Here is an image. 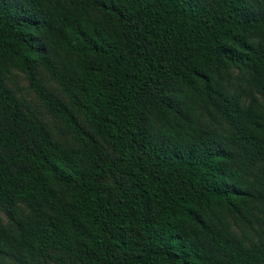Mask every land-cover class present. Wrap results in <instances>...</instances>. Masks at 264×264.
<instances>
[{"label": "trees", "instance_id": "16d2710c", "mask_svg": "<svg viewBox=\"0 0 264 264\" xmlns=\"http://www.w3.org/2000/svg\"><path fill=\"white\" fill-rule=\"evenodd\" d=\"M0 214V264H264V0H0Z\"/></svg>", "mask_w": 264, "mask_h": 264}, {"label": "rangeland", "instance_id": "374dc122", "mask_svg": "<svg viewBox=\"0 0 264 264\" xmlns=\"http://www.w3.org/2000/svg\"><path fill=\"white\" fill-rule=\"evenodd\" d=\"M48 85H50L51 88H54V84L52 82H48ZM11 86L19 97L24 98L26 101L30 102L31 105H34L36 108L42 111L43 116L48 121L49 125L52 126V128H57L56 126H54L55 124H57V119L52 117L41 106L39 101L34 97L33 93L26 89V80L23 78L21 73L16 71L14 72L13 82L11 83Z\"/></svg>", "mask_w": 264, "mask_h": 264}]
</instances>
